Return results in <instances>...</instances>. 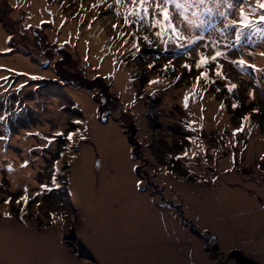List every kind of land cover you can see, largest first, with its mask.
<instances>
[{"label": "rangeland", "instance_id": "1", "mask_svg": "<svg viewBox=\"0 0 264 264\" xmlns=\"http://www.w3.org/2000/svg\"><path fill=\"white\" fill-rule=\"evenodd\" d=\"M176 3L0 0V264H264V0Z\"/></svg>", "mask_w": 264, "mask_h": 264}, {"label": "snow or ice", "instance_id": "2", "mask_svg": "<svg viewBox=\"0 0 264 264\" xmlns=\"http://www.w3.org/2000/svg\"><path fill=\"white\" fill-rule=\"evenodd\" d=\"M258 2H259V0H258ZM117 3H119V0H117ZM134 3H135V0H134ZM172 3H175V6H176L177 8L182 7L181 4L176 3V0H165V4H166V5H167V4H172ZM145 4H146V0H139V9H140L139 12H137L136 9L133 8V9L131 10V14H132V15H137V16H139L140 19H143L144 17L148 16V15H149V8H148V7H145ZM94 6H95V5H94ZM259 7L264 8V3H259ZM156 9L159 10L160 16L162 17V19H161V18H157V19H155V21H154L153 26H154V27L158 26L159 29H160V31H158V32L156 33V35H157V36H161L165 31H168L169 29H171V31H172L173 33H175V32H176V29H175L174 25H173L172 22H171V18H170V13H169V9H168V7L165 6V7L162 8L161 5H160L159 3H157V4H156ZM241 15H243V9H241ZM260 19H261L262 21H264V16H261ZM125 23H126V24L128 23L127 15L125 16ZM114 27H115V25H114ZM9 39H11V37H9ZM145 39H147V38H145ZM220 55H221V53H220V52H217V53L215 54V56L211 57V59H212V60H215L216 57H217V56H220ZM206 59H207L206 57H204L203 55H201L200 61L197 63V67H199L201 63H204V62L206 61ZM240 63H241V64H244V61L241 60ZM149 67H151V65H149ZM185 67H190V66L185 65ZM218 74H220V73L218 72ZM201 75H204V74L202 73ZM33 78L36 79V77H33ZM197 79H199V78H197ZM149 83H156V81H150ZM231 87H235V85H232ZM187 100H188V97L185 96V102H187ZM185 106H187V104H186ZM235 106H236V105H233V107H235ZM248 118H249L248 116L243 117L244 120H247ZM76 123H80V121H76ZM240 131H243V125H242L240 128L236 129V130L234 131L233 135H235L236 132H240ZM55 135H57V136H61V135H63V133H59V132H58V133H56ZM74 135H75V133H71V132H70V133L68 134V137H67L68 140H72ZM80 138H81V139H84V136L81 135ZM186 154H187V153H185V155H186ZM177 159H179V157H177ZM261 159H264V157H261ZM25 163H27V162H25ZM57 170H58V169H57ZM52 182H53V184H54L56 187H59V185H56V183H55V182H56V178H55V176H53V178H52ZM41 188H42V189H45V190H50V189L47 188V185H41ZM10 199H11V198H9V201H10ZM20 199L23 200L25 204H27V201H28V199H29V197L27 196V189H25V195L22 196ZM9 201H5V203H8ZM19 202H20V201L18 200L17 203H19ZM9 215H10L9 213H5V216H9Z\"/></svg>", "mask_w": 264, "mask_h": 264}, {"label": "bare ground", "instance_id": "3", "mask_svg": "<svg viewBox=\"0 0 264 264\" xmlns=\"http://www.w3.org/2000/svg\"><path fill=\"white\" fill-rule=\"evenodd\" d=\"M140 23H139V27L141 28V27H143L144 26V24H143V20L141 21H139ZM212 31H215V29H212ZM223 37V36H222ZM255 179H257V178H255ZM254 179V180H255ZM263 186V185H262ZM261 186V187H262ZM252 192H253V189H252ZM255 195V194H254ZM250 196V197H249ZM247 201V202H246ZM244 203H243V205H241V204H238V205H236V206H232L231 208H230V210H232V215L234 216V217H232V219H234V218H237V222L239 223V224H241L242 226L243 225H245V224H243L242 222H240L239 221V218H238V213H243V215L245 216V217H247V218H249V219H258L259 221H257L256 223H254L253 225H251L246 231H244V230H240L238 233H235V232H232V231H226V232H222V233H220L219 234V236H217L218 238L220 237V235H221V237L222 238H220V244H222L223 243V245L225 244V246H224V248H226L227 246H229V245H232L233 244V239L234 238H237L236 237V235H238V234H240V233H243V234H246V232H248V233H251V232H259L260 230H261V228H263L264 227V223L261 221V220H264V215H263V213H262V207L261 206H258L257 205V203L255 202V200H254V196H252L251 194H248V197H247V200H246ZM234 208V209H233ZM236 209V210H235ZM242 209H245L243 212L241 211ZM264 209V208H263ZM261 216L263 217V218H261ZM231 218V217H230ZM216 223V225L218 224V221H216L215 222ZM211 225V224H210ZM214 225V223L211 225V226H213ZM228 226V225H227ZM236 227V226H235ZM205 228H207V226L205 227ZM189 232H191L193 235H195L196 237V239H197V242H199L198 243V245H201V242H207V241H209V236H208V234H205V236L204 237H202V236H200V235H197L196 233H194V232H192L189 228H186ZM208 229V228H207ZM206 229H204V231H205ZM208 230H210V231H214V228H210V229H208ZM216 231H217V233H218V226H217V229H216ZM242 238H245L246 239V237H242ZM201 254H203V252H201ZM203 256H204V258L203 259H200L199 261L200 262H203L204 260H206V257H205V255L203 254ZM210 261H212V259L210 260ZM39 263V261H37L36 263H34V264H38ZM213 263V262H212ZM215 264V263H214Z\"/></svg>", "mask_w": 264, "mask_h": 264}, {"label": "flooded vegetation", "instance_id": "4", "mask_svg": "<svg viewBox=\"0 0 264 264\" xmlns=\"http://www.w3.org/2000/svg\"><path fill=\"white\" fill-rule=\"evenodd\" d=\"M261 179H262V183L264 184V178H261ZM262 187H264V185ZM254 200L257 203V205H259L262 208H264V192H262L261 194H255L254 195ZM259 238H261V237H259ZM229 262H230V264H261V262H259L255 258L250 257V256H248L246 254H244V257H242L241 255H238L237 251L232 252L230 254Z\"/></svg>", "mask_w": 264, "mask_h": 264}, {"label": "trees", "instance_id": "5", "mask_svg": "<svg viewBox=\"0 0 264 264\" xmlns=\"http://www.w3.org/2000/svg\"><path fill=\"white\" fill-rule=\"evenodd\" d=\"M91 93H92V95L95 97V100H96V103H97V105H98V107H99V109L100 108H102V106H103V103H102V101H103V99H106V97H107V93L106 92H104V91H102V92H95L94 93V91H90ZM111 97L110 96H108V99H110ZM129 141L132 143V140H131V136L129 135ZM79 253H83V252H80L79 251Z\"/></svg>", "mask_w": 264, "mask_h": 264}]
</instances>
